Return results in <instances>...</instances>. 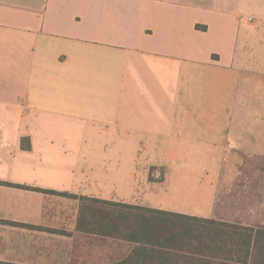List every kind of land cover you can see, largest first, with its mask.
Segmentation results:
<instances>
[{
	"label": "crops",
	"instance_id": "crops-1",
	"mask_svg": "<svg viewBox=\"0 0 264 264\" xmlns=\"http://www.w3.org/2000/svg\"><path fill=\"white\" fill-rule=\"evenodd\" d=\"M261 49L264 0H0V264L128 256L81 197L257 227Z\"/></svg>",
	"mask_w": 264,
	"mask_h": 264
},
{
	"label": "trees",
	"instance_id": "trees-1",
	"mask_svg": "<svg viewBox=\"0 0 264 264\" xmlns=\"http://www.w3.org/2000/svg\"><path fill=\"white\" fill-rule=\"evenodd\" d=\"M24 147L28 148V145ZM81 198L117 207L115 218L111 216L110 222L101 210L102 221H105L102 229L116 233L134 245L128 256L113 264H264V228L139 205Z\"/></svg>",
	"mask_w": 264,
	"mask_h": 264
},
{
	"label": "rangeland",
	"instance_id": "rangeland-1",
	"mask_svg": "<svg viewBox=\"0 0 264 264\" xmlns=\"http://www.w3.org/2000/svg\"><path fill=\"white\" fill-rule=\"evenodd\" d=\"M245 57L256 59L259 62H251L250 65L245 66V69L250 70L255 81L249 83L247 86L245 96V112L243 118L245 121H260L264 123V49L261 50H247ZM255 60V61H256ZM252 61V60H251ZM264 165V163H261ZM264 169V166H262ZM264 182V179H261ZM252 207V203L250 205ZM244 208L236 211L241 216L250 217L251 213L259 224L257 227L264 228V209L259 213L256 210ZM250 213V215H249Z\"/></svg>",
	"mask_w": 264,
	"mask_h": 264
}]
</instances>
